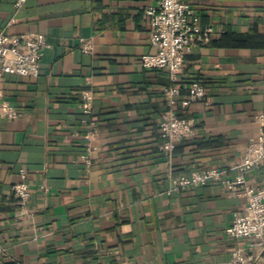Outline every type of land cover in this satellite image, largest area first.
I'll return each mask as SVG.
<instances>
[{"label":"crops","instance_id":"obj_1","mask_svg":"<svg viewBox=\"0 0 264 264\" xmlns=\"http://www.w3.org/2000/svg\"><path fill=\"white\" fill-rule=\"evenodd\" d=\"M0 0V32L47 35L39 77L0 80V264H223L235 250L258 256L254 240L226 231L246 206L221 183L168 196L172 176L220 168L229 179L248 145L264 135V0H185L215 34L185 61L178 81L147 70L156 52L146 14L160 0ZM91 39L95 54L82 53ZM204 102L179 116L197 135L160 151L164 92ZM95 93L98 136L88 156L82 94ZM19 110L18 120L3 106ZM26 170L33 198L22 212L13 188ZM264 187V163L247 175ZM46 189L48 191H46ZM264 264V254L259 255Z\"/></svg>","mask_w":264,"mask_h":264},{"label":"built area","instance_id":"obj_2","mask_svg":"<svg viewBox=\"0 0 264 264\" xmlns=\"http://www.w3.org/2000/svg\"><path fill=\"white\" fill-rule=\"evenodd\" d=\"M27 1L29 0H16V11H20ZM146 14L151 21L150 41L156 52L141 59L142 67L155 71L167 70L172 81L177 82L186 58L201 44H208L215 32L209 26L202 28L199 25L196 12L185 0H160L157 6L148 8ZM49 47L47 35L35 33L13 36L7 31H1L0 80L6 75L39 77L44 53ZM80 49L82 53L92 56L95 54L94 41L82 38ZM182 91L179 87L170 86L164 92L167 111L159 125V137L162 141L160 151L169 160L173 159L178 143L193 139L197 135L198 125L195 120L179 116L175 111L176 104L180 101L184 109L200 102H204L206 106L210 105L207 89L201 83H192L189 96L185 99L182 98ZM95 98V93L92 91L84 92L81 97L84 115L82 124L89 128L86 135L88 156L94 152L92 142L98 136L97 123L90 120L94 115ZM3 116L8 120H18L20 113L15 107L5 104ZM263 163L264 135L262 134L258 140L248 145L243 161L235 167L238 175L234 179H229L228 172L220 168L194 171L189 175L172 176L171 186L166 194L172 196L209 183H221L235 196L244 197L247 201L244 212L235 216L226 233L234 240H254L255 250L262 255L264 254V187L251 185L247 175L260 168ZM21 177L22 181L14 186L13 193L22 208V213L29 215L28 208L33 193L26 170L21 172ZM258 256H246L238 249L231 254L228 262L223 264H260Z\"/></svg>","mask_w":264,"mask_h":264},{"label":"trees","instance_id":"obj_3","mask_svg":"<svg viewBox=\"0 0 264 264\" xmlns=\"http://www.w3.org/2000/svg\"><path fill=\"white\" fill-rule=\"evenodd\" d=\"M199 82V81H198ZM199 83H201V82H199ZM202 84V83H201ZM203 85V84H202ZM204 86V85H203ZM205 87V86H204ZM90 120H93V121H96L95 120V118H94V115H93V117L90 119ZM97 122V121H96Z\"/></svg>","mask_w":264,"mask_h":264}]
</instances>
